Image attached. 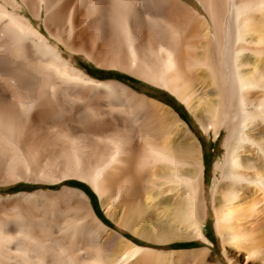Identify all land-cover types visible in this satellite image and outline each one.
Listing matches in <instances>:
<instances>
[{
  "label": "bare ground",
  "instance_id": "1",
  "mask_svg": "<svg viewBox=\"0 0 264 264\" xmlns=\"http://www.w3.org/2000/svg\"><path fill=\"white\" fill-rule=\"evenodd\" d=\"M197 2L0 0V154L34 173L48 145L57 146L55 156L43 160L38 177L52 183L67 176L87 180L100 199L126 207L133 216L155 199L157 205L173 199L170 223L207 243L208 205L197 141L171 109L119 81L98 80L102 76L75 67L72 54L161 86L185 103L195 82L206 83L217 95L205 107L208 124L226 131L224 158L214 166L220 180L211 187L209 204L217 232L229 241V260L238 264L239 251L247 258L258 252L243 246L246 234L234 224L243 216L242 204L254 216L264 210V74L244 55L264 45V28L252 37L260 23L254 13L264 11V0ZM83 106L90 111L88 123L79 118ZM44 125L59 131L54 142L48 136L55 131ZM41 126L49 135H41ZM133 138L143 153L132 166ZM75 193L74 205L56 207L64 215L53 222L64 233L55 245L58 254L41 244L35 226L23 218L34 217L35 208L0 215V264H78L74 247L86 241L96 251L79 264H121L147 251L125 243L120 254H110L108 247L120 235L96 218L83 192ZM66 238L70 249L75 245L71 254L69 247L63 249ZM69 255L78 261H65Z\"/></svg>",
  "mask_w": 264,
  "mask_h": 264
},
{
  "label": "rangeland",
  "instance_id": "2",
  "mask_svg": "<svg viewBox=\"0 0 264 264\" xmlns=\"http://www.w3.org/2000/svg\"><path fill=\"white\" fill-rule=\"evenodd\" d=\"M184 1L191 6H199L197 0ZM201 12L205 14L203 10H201ZM254 16L256 17V21H260V23H256V29L252 30V37L254 36L253 32H257V29L261 27L264 28V23L261 22V20L264 21V11L255 12ZM37 23L41 24V21L36 20L35 25ZM257 24L259 25L257 26ZM261 47L264 49V45H256L257 52H251L252 54L246 52L244 55L248 58L247 60L249 63L252 62L251 65H255L264 74V52L261 51ZM72 56L74 58L72 61L75 67L81 70H86V72L92 76H102L98 78V80L119 81L121 84L128 87V89L133 90L137 94L154 99L171 109L187 128V133L191 140L194 142L195 140L197 141L201 153L202 171L204 174V189L208 205L207 217L205 224L203 225L205 237L208 242L206 243L201 240L191 239L187 236L188 229L186 227L180 224L170 223V217L168 214L170 212L169 210L173 199L169 200L167 203H161L160 205L154 204V202L156 203L155 199L151 201V205L147 203L145 204L148 208H146L144 212L140 213L138 216H133L130 215L126 207L117 206L112 203L111 200L106 202L103 198L100 199L93 186L87 182V180L81 178L79 179L75 176H67L52 183L38 177L36 173H38V170L44 163L43 160L46 159L45 157L55 156L58 149L57 146H51V144L48 145L49 151L45 152L46 155H44V158H41L38 161L36 167L34 166L35 171L33 173L32 170V175L24 170L25 167L22 164H19L16 167V164L8 161V157L6 155L4 156L5 153L0 154V215H13L17 212L18 208L19 210H25L26 207L35 208L36 215L34 217L23 218L31 221V223L35 226L36 237L37 235L40 236V238H38L40 239L41 244L44 242L45 244H43L47 245V248L51 250L53 248V250H55L57 247H55V245H57L56 243H58L59 240L58 238L62 239V237H64V233L53 225L57 216L58 219L61 220L64 216L61 213H56V207L63 205V202L69 203L70 206L72 204L74 205L77 202V195L75 192L81 191L86 195L87 203L89 205L88 208L91 209L96 218H98V220L111 232L120 235V241H116L108 247V252L110 254H120L125 248V243H132L146 248L147 251H142L138 255L121 264H235L229 260L231 252L229 250V241L225 235L220 236L217 232L215 226L216 217L211 204H209L211 187L215 181L217 182L220 180L219 170L215 169L214 166L217 162L220 163L224 158V139L226 136V131L223 127L214 128L208 124L209 120L207 119V114L205 113V107L207 102L209 103L210 101V103H212L213 100L215 101L217 99V95L212 86L205 85L206 83L200 85V83L195 82V90L190 94L189 101L185 103L169 90L139 79L137 76L126 71L116 68L101 67L94 62L89 61L83 54L75 53L72 54ZM93 79L97 80V78ZM81 110L82 112L80 111L79 114L82 116L83 113V118L79 116L81 121L83 120L82 122L84 123L92 121L89 109H85L83 106L81 107ZM68 113L69 112L67 111L65 114L69 115ZM203 126L207 127L206 131H204ZM45 127L50 129L52 128L51 133L53 130L55 131L52 133L53 135L49 131L51 136H48V138H50L49 142H54V133L59 131L52 126L48 127L47 125ZM41 128L43 131V126H41ZM45 129V134L41 132V135L47 136L49 134L46 135L48 132L45 131L49 129ZM58 129H62V133L65 132L64 127L61 128L58 126ZM133 139V141L136 142L137 139ZM138 142L140 141L137 140L136 142L137 148L133 153L134 155L132 158L134 159H132V166L134 165V161L138 160L143 153V150L141 149V142ZM66 150L70 151V148H67ZM69 157H71L70 154ZM133 171L134 169L131 168L130 173L133 176H136V172L134 171L135 175ZM136 177H138V175ZM11 186L12 188L10 189L9 187ZM218 194V196H222L221 193ZM14 205H17L18 207L14 208ZM139 205L141 209H144L143 204ZM247 205L248 204L244 201L242 204L244 209L241 212L243 213V216L239 215V217L234 221V224H236L237 228L240 232H242L241 234H246L245 240L242 241L243 246L248 249H251L253 246L258 250V252L253 258H247L244 256L242 250L239 251L238 253L240 255V259L242 260L238 264H264V210H262V212L259 211L255 213L254 216L252 209L249 208V205ZM257 205L255 206L256 208L260 204L258 206ZM80 212L81 215L85 217V211L81 209ZM241 213L238 212V214ZM86 220L84 221L90 222L89 217H87ZM161 238L166 240H159ZM67 239L68 238L65 240ZM68 240L66 245L64 244L63 249L67 246ZM70 245L72 246L73 243H70ZM74 246L75 245H73V247ZM76 246H78V248L74 247L75 251L72 249L73 247L70 249V246H67L69 247L68 254H71V252L74 251L73 254H75L76 258H80L79 261L77 259L75 260V258L73 259V254L72 256H68H71L72 258L70 257L65 261L73 259L72 261H78L79 264L83 262L82 260L84 259L85 261L91 259V257L95 254L96 248L92 246L91 243L88 245L87 241L85 243L82 242L80 246ZM54 252L57 253L56 250ZM64 252L65 251L62 252L63 256H65V254L67 256L68 251H66V253ZM63 258L62 260L64 262L65 258ZM45 263L49 264L48 262H44V264ZM66 263L67 262L63 264Z\"/></svg>",
  "mask_w": 264,
  "mask_h": 264
}]
</instances>
